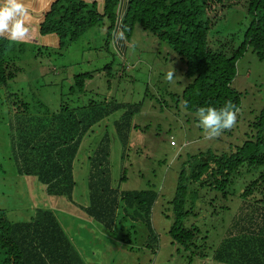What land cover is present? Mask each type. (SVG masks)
I'll use <instances>...</instances> for the list:
<instances>
[{
	"label": "trees",
	"instance_id": "16d2710c",
	"mask_svg": "<svg viewBox=\"0 0 264 264\" xmlns=\"http://www.w3.org/2000/svg\"><path fill=\"white\" fill-rule=\"evenodd\" d=\"M241 3L247 24L232 33H221L217 21L227 10L240 8ZM118 5L119 0H104L101 5L95 0H56L40 23L39 35L55 36L63 51L87 31L105 23L107 42L122 49L135 28L140 27L180 58L181 75L188 82L172 98L186 112L197 116L200 107L219 109L227 102L235 106L237 115L242 111V94L232 88V82L238 62L246 54L264 63V0H128L122 14L117 11ZM121 33L123 39L119 38L118 46L115 41ZM16 43L21 47L25 44L0 37V87L13 81L15 70L6 63L5 56ZM90 77L87 73L75 76L69 93L82 94ZM26 101L6 104L10 106L9 115L13 114L14 127L10 126L7 133L15 142L12 154L16 165L18 159V164L25 166L24 171L33 174L42 186L44 190L40 191L49 197L72 202L79 195L82 200L73 204L88 224L93 220L106 233V253L111 252L112 243L117 256L123 259L122 254L131 259L129 255L144 253L146 249L155 254L157 233L152 211L159 198L157 192L150 188L120 191L114 184L125 181V173L116 183L111 177L114 139L107 124L113 123L120 157L125 160L130 136L148 128L132 125L143 102H116L110 107L103 102L97 110L92 108L83 115L62 103L58 111L46 110V114L38 116ZM257 111V115L250 113L255 116L247 120L248 132L240 145L230 144L229 151L197 150L180 158L175 192L168 202L169 215L165 216L171 220L168 235L192 256L202 258L206 253V246L198 245L206 236L199 240L201 229L196 221L191 222L192 218L202 213L210 219L217 218L216 214L230 209L231 218L225 220L231 222H224L223 226L225 238L208 248L209 257L219 264H264V102ZM95 125L101 128L99 133L97 128L91 132ZM89 133L97 135V141L91 148L88 168L76 177L81 138ZM235 200L238 206L234 211L228 205ZM26 210L30 218L12 221L7 211L0 208V264H85L78 253L74 254V245L52 210ZM83 221L78 222L76 231L80 233L76 241L84 245L87 242L82 239ZM205 226L201 228L205 230ZM144 233L145 244L140 243ZM140 258L137 264L142 262ZM188 260L191 264L192 257ZM109 261L113 263V259Z\"/></svg>",
	"mask_w": 264,
	"mask_h": 264
},
{
	"label": "rangeland",
	"instance_id": "374dc122",
	"mask_svg": "<svg viewBox=\"0 0 264 264\" xmlns=\"http://www.w3.org/2000/svg\"><path fill=\"white\" fill-rule=\"evenodd\" d=\"M243 8L241 3L240 8L237 6V9L227 10L220 17L216 25L221 27V33L243 29L248 22ZM218 10L219 14L222 13ZM28 34L31 38V33ZM107 40V24L104 23L103 26L87 31L63 51L56 47L55 40L49 47L38 46V41L37 44L24 41L22 47L18 43L13 44L12 50L6 53V63L15 70V75L6 87H0V208L7 211L8 218L12 221L30 218L27 208L34 213H37L38 208L50 209L75 246H72L74 254L78 253L85 264H108L109 258L113 259L111 264L127 263V254H122L124 259L121 255L117 256L112 243L111 252H105L106 233L93 220L88 224L81 210L73 204V201L82 200L79 195L72 202L61 197H49L40 191L44 190L42 186L35 181L33 174L24 171L25 166L18 164V159L16 165L12 154L15 142L12 143L7 133L10 126L14 127L11 117L13 114L9 115L10 106L6 104L28 99L26 102L31 104L30 110L39 116L42 112L46 114V110L51 113L58 111L62 103H67L72 111H79L83 115L90 113L92 108L97 110L103 102L109 107L116 102L130 105L143 102L132 125L143 130L148 128L143 133L131 132V144L126 149L125 160L120 157L121 147L115 138L113 123L107 124L111 128L108 132L114 139L110 158L114 165L111 176L113 182L120 181L123 173L126 175L125 181L119 182V185L115 182L114 185L120 191L150 188L159 196L152 211L157 233L155 254H151L148 249L144 253L137 251L138 255H129L131 259L127 256L128 264H137L136 260L140 257V264H189V257H192L191 264H219L209 257L208 248L217 246L221 238H225L223 226L224 222L227 223L225 218H231L230 209L224 214H216L217 218L210 219L204 213L192 218L191 222L196 221L195 225L201 229L199 240L206 236V240L199 242L201 245L198 244L206 246V256L202 258L185 252L172 240L168 235L171 220L165 215H169L168 202L175 192L180 158L197 150L229 151L230 144L240 145L245 140L249 123L247 120L257 115V110L262 108L264 102V63H259L249 53L238 62L232 88L242 94V111H239L241 116L237 115L233 128L222 132L219 137L208 139L199 126L198 117L186 112L181 103L172 98L176 93L179 94L188 81L181 75L183 64L180 58L165 43L159 42L140 27L135 28L125 48L118 49L112 41ZM86 73L91 77L85 82L84 92L71 95L69 88L73 85V78ZM161 89L164 91L161 92ZM251 112L255 115H251ZM95 128L99 133L101 128L96 125L91 132ZM90 133L81 138L79 163L75 162L76 177H81L88 168L87 160L97 141V135ZM170 137L175 141L176 147L170 145ZM159 161H163L161 165H158ZM241 184L237 185L238 189ZM236 201L228 205L234 211L238 206ZM83 219L82 239L87 242L84 245L76 241V236L80 233L76 231L78 222ZM202 225H206L205 230L201 228ZM145 235L146 233L140 243L145 244Z\"/></svg>",
	"mask_w": 264,
	"mask_h": 264
},
{
	"label": "clouds",
	"instance_id": "9594fccd",
	"mask_svg": "<svg viewBox=\"0 0 264 264\" xmlns=\"http://www.w3.org/2000/svg\"><path fill=\"white\" fill-rule=\"evenodd\" d=\"M31 19L28 0H0V36H7L13 42L23 41L28 36ZM118 38L123 39V34H119ZM197 117L206 137L213 139L219 137L223 131L233 128L237 120V110L231 102H227L219 109L211 106L200 107L197 109ZM172 147H176V143Z\"/></svg>",
	"mask_w": 264,
	"mask_h": 264
},
{
	"label": "crops",
	"instance_id": "0c3cea01",
	"mask_svg": "<svg viewBox=\"0 0 264 264\" xmlns=\"http://www.w3.org/2000/svg\"><path fill=\"white\" fill-rule=\"evenodd\" d=\"M56 0H28L29 3V7H30V11H31V15H32V19L30 24L28 25L29 29L31 31H29L31 33V38H29L28 36L21 42L19 43H23L24 41H29L31 43H36L37 41L38 46L40 45V47L42 46H47L49 44H53L55 43V41L57 42V46L58 47V39L55 36H45L42 37L41 35H39V26L40 23H42L44 21V17L46 15L47 12H49L52 4L55 2ZM96 2H98L100 5L103 3L104 0H95ZM128 2V0H119V5H118V12L120 14L123 13V9H125V4ZM29 35V34H28ZM0 37H6L7 36H0ZM55 40V41H54ZM116 44L118 46L121 45V40L118 38L117 41H115ZM37 44V43H36Z\"/></svg>",
	"mask_w": 264,
	"mask_h": 264
},
{
	"label": "built area",
	"instance_id": "2783aa9c",
	"mask_svg": "<svg viewBox=\"0 0 264 264\" xmlns=\"http://www.w3.org/2000/svg\"><path fill=\"white\" fill-rule=\"evenodd\" d=\"M172 146H175V142L173 140H171V143H170Z\"/></svg>",
	"mask_w": 264,
	"mask_h": 264
}]
</instances>
